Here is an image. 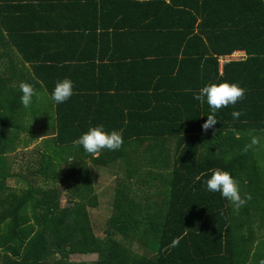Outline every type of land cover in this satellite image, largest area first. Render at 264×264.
Wrapping results in <instances>:
<instances>
[{
    "label": "trees",
    "instance_id": "1",
    "mask_svg": "<svg viewBox=\"0 0 264 264\" xmlns=\"http://www.w3.org/2000/svg\"><path fill=\"white\" fill-rule=\"evenodd\" d=\"M22 4L83 12L66 26L73 44L88 41L94 49L67 69L52 65L41 75L32 66L29 79L10 87L0 69V264H259L264 147L243 149L252 135L264 137V0H0V60L14 44L6 20ZM235 52L243 57L220 65ZM64 78L74 94L57 105L51 93ZM21 82L47 92L55 146L73 155L69 166L123 168L114 176L102 237L90 219L99 200L89 170L68 174L64 207L56 190L9 189L3 139L21 112ZM222 82L243 87L245 99L218 110L217 124L204 131L212 110L194 95ZM233 111L243 114L234 119ZM100 125L120 131L124 143L93 157L73 142ZM215 169L229 172L242 196L251 194L238 214L219 192L206 190ZM72 255L96 260L73 263Z\"/></svg>",
    "mask_w": 264,
    "mask_h": 264
},
{
    "label": "crops",
    "instance_id": "2",
    "mask_svg": "<svg viewBox=\"0 0 264 264\" xmlns=\"http://www.w3.org/2000/svg\"><path fill=\"white\" fill-rule=\"evenodd\" d=\"M7 3L12 10L13 4ZM22 3H25V0H22ZM82 14L84 13L75 10L74 7L37 12L24 7L23 4L20 12L11 11L6 20L9 30L5 29V36L12 37L14 44L8 50L9 56H4L0 60L1 77L11 81L9 87L14 86L17 81L29 79L28 72L32 70V66L42 69L40 74L44 75L47 72L43 68L54 65L61 66L57 67L58 69H67L77 64L78 58H88L94 49L93 44L88 41L80 42L82 43L80 45L73 44L71 28L66 26L77 24L82 20L78 17ZM56 29L59 31L56 32L59 38L54 36ZM1 53L2 51L0 55ZM234 54H237L239 59L243 57L241 52ZM65 73L68 72L61 75L66 76ZM39 94V100L34 97L31 107L24 108L22 104L20 105V115L11 118L12 124L8 125L3 139V143L10 146L7 160L9 178H13V183L9 184L8 179V186L9 189H14L32 185L36 188L56 190L60 192L59 206L64 207L67 204V188L70 187L67 182L68 174L73 176L89 170L92 176L91 172L96 166L88 165L87 168L69 166L73 161V155L62 152L59 154V148L55 146L54 140V109L47 92L41 90ZM51 155L55 158L49 159ZM100 167L105 169L106 176L112 177L121 175L123 170L119 167ZM14 174L20 178L19 182L14 178ZM36 175L38 179L33 178ZM40 175L50 178L42 179ZM95 191H98L97 187Z\"/></svg>",
    "mask_w": 264,
    "mask_h": 264
},
{
    "label": "clouds",
    "instance_id": "3",
    "mask_svg": "<svg viewBox=\"0 0 264 264\" xmlns=\"http://www.w3.org/2000/svg\"><path fill=\"white\" fill-rule=\"evenodd\" d=\"M20 102L24 108H29L33 104L34 97L39 100L40 94L35 87L27 82H21L19 85ZM74 84L69 78H64L56 83L52 93V101L59 105L67 102L74 94ZM246 90L236 83L222 82L212 83L199 89V92L194 95V99L201 103L206 102L211 108V114L207 116V120L202 125V129L207 131L217 124L215 113L226 108L229 105H236L238 102L245 99ZM243 113L233 111L232 116L238 119ZM264 137L252 135L250 143L244 146L243 151L246 153L261 145V140ZM123 136L120 131L113 130L110 133L103 129V126H95L84 132L74 144L82 146L84 151L93 157L99 156L104 150L118 151L123 146ZM206 190L209 192H219L221 196L227 200L235 213H239L240 209L252 199L250 193L241 195L240 186L236 179L229 172L220 169L212 171L210 177L205 181ZM179 240L173 241V246H177ZM259 264H264V259L259 261Z\"/></svg>",
    "mask_w": 264,
    "mask_h": 264
},
{
    "label": "rangeland",
    "instance_id": "4",
    "mask_svg": "<svg viewBox=\"0 0 264 264\" xmlns=\"http://www.w3.org/2000/svg\"><path fill=\"white\" fill-rule=\"evenodd\" d=\"M236 59H239L237 57V54H234ZM226 59H219L220 64L225 63ZM261 144H263L264 147V140H261ZM92 181L95 185V188L98 189V206L95 208H91V222L94 229V233L98 237H102V229L105 228V223L108 216L111 212V201L113 197V186L115 184L114 177L112 176H106V171L102 167H94L92 172ZM105 176H103V175ZM9 184L13 183V178H9ZM135 250L137 253H143L142 249L137 248V245L135 246ZM69 260L71 262H93L96 260V255H90V256H70Z\"/></svg>",
    "mask_w": 264,
    "mask_h": 264
},
{
    "label": "built area",
    "instance_id": "5",
    "mask_svg": "<svg viewBox=\"0 0 264 264\" xmlns=\"http://www.w3.org/2000/svg\"><path fill=\"white\" fill-rule=\"evenodd\" d=\"M234 56V54H231V55H227V56H224V57H221V59H226L225 61L226 62H228V61H230V60H234V59H236L235 57H233ZM225 62V63H226ZM220 63V62H219ZM224 64V63H223ZM223 64H220L221 66L223 65Z\"/></svg>",
    "mask_w": 264,
    "mask_h": 264
}]
</instances>
